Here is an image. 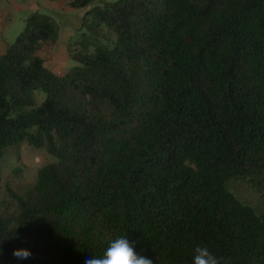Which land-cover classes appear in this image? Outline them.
I'll use <instances>...</instances> for the list:
<instances>
[{
  "label": "trees",
  "instance_id": "1",
  "mask_svg": "<svg viewBox=\"0 0 264 264\" xmlns=\"http://www.w3.org/2000/svg\"><path fill=\"white\" fill-rule=\"evenodd\" d=\"M69 5L86 10L64 74L37 55L51 15L0 54V158L26 143L55 159L6 188L0 264H85L119 237L153 264L196 246L264 264V0Z\"/></svg>",
  "mask_w": 264,
  "mask_h": 264
},
{
  "label": "crops",
  "instance_id": "2",
  "mask_svg": "<svg viewBox=\"0 0 264 264\" xmlns=\"http://www.w3.org/2000/svg\"><path fill=\"white\" fill-rule=\"evenodd\" d=\"M69 0H0V54L14 43L33 13L51 15L58 24L56 41L43 45L37 55L46 65L61 74L60 67L70 64L68 43L78 29L86 9H73ZM68 53V54H67Z\"/></svg>",
  "mask_w": 264,
  "mask_h": 264
},
{
  "label": "rangeland",
  "instance_id": "3",
  "mask_svg": "<svg viewBox=\"0 0 264 264\" xmlns=\"http://www.w3.org/2000/svg\"><path fill=\"white\" fill-rule=\"evenodd\" d=\"M77 31L75 30L73 37L77 34ZM72 64L70 61V64L66 63V66H72ZM44 66L54 74H57L45 63ZM60 68L62 70L59 75L64 74L68 70L64 65H61ZM43 100L44 94L35 92L36 105H40ZM54 160L43 148L36 149L26 143H23L20 147H8L4 150V154L0 158V216H9L16 210V204L11 199L6 188L11 189L15 193H21L35 183L38 169Z\"/></svg>",
  "mask_w": 264,
  "mask_h": 264
},
{
  "label": "clouds",
  "instance_id": "4",
  "mask_svg": "<svg viewBox=\"0 0 264 264\" xmlns=\"http://www.w3.org/2000/svg\"><path fill=\"white\" fill-rule=\"evenodd\" d=\"M3 250L0 248V254ZM193 264H231L230 259L213 254L208 247L196 246ZM13 256L19 260L31 258L32 252L27 248H18ZM85 264H153V260L139 255L127 237L114 239L106 248L103 256L87 258Z\"/></svg>",
  "mask_w": 264,
  "mask_h": 264
},
{
  "label": "built area",
  "instance_id": "5",
  "mask_svg": "<svg viewBox=\"0 0 264 264\" xmlns=\"http://www.w3.org/2000/svg\"><path fill=\"white\" fill-rule=\"evenodd\" d=\"M70 1V0H69Z\"/></svg>",
  "mask_w": 264,
  "mask_h": 264
}]
</instances>
